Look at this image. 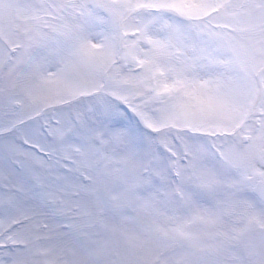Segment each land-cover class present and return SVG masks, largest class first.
<instances>
[{
    "label": "rangeland",
    "instance_id": "obj_1",
    "mask_svg": "<svg viewBox=\"0 0 264 264\" xmlns=\"http://www.w3.org/2000/svg\"><path fill=\"white\" fill-rule=\"evenodd\" d=\"M260 70L264 0H0V264H245Z\"/></svg>",
    "mask_w": 264,
    "mask_h": 264
},
{
    "label": "flooded vegetation",
    "instance_id": "obj_2",
    "mask_svg": "<svg viewBox=\"0 0 264 264\" xmlns=\"http://www.w3.org/2000/svg\"><path fill=\"white\" fill-rule=\"evenodd\" d=\"M263 233H264V231H263ZM246 245H249L251 252L254 251L257 254V258L259 256H264V236H263V234L259 237L254 236L252 238V236H251V239L248 240Z\"/></svg>",
    "mask_w": 264,
    "mask_h": 264
},
{
    "label": "water",
    "instance_id": "obj_3",
    "mask_svg": "<svg viewBox=\"0 0 264 264\" xmlns=\"http://www.w3.org/2000/svg\"><path fill=\"white\" fill-rule=\"evenodd\" d=\"M257 193L260 197L264 198V184L261 183L257 187Z\"/></svg>",
    "mask_w": 264,
    "mask_h": 264
}]
</instances>
